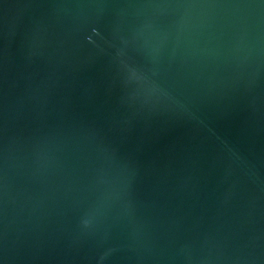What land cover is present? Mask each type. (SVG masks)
Masks as SVG:
<instances>
[{
    "label": "water",
    "instance_id": "obj_1",
    "mask_svg": "<svg viewBox=\"0 0 264 264\" xmlns=\"http://www.w3.org/2000/svg\"><path fill=\"white\" fill-rule=\"evenodd\" d=\"M0 264H264V0H0Z\"/></svg>",
    "mask_w": 264,
    "mask_h": 264
}]
</instances>
